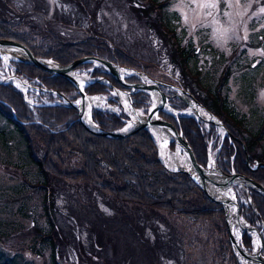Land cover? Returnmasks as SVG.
I'll return each instance as SVG.
<instances>
[{
	"label": "rangeland",
	"instance_id": "374dc122",
	"mask_svg": "<svg viewBox=\"0 0 264 264\" xmlns=\"http://www.w3.org/2000/svg\"><path fill=\"white\" fill-rule=\"evenodd\" d=\"M95 1L48 0L42 4L41 0H7V5L11 11H19L21 8L31 12L32 19L42 29H50L67 40L76 41L83 38L84 33L70 32L68 26L56 16L61 13L75 23L79 14L82 15L81 6L93 12L97 9ZM116 1L114 0V4H118ZM158 1L169 2L162 14L165 16L164 21L169 23L170 29L175 31L174 35L181 40L182 45L187 49L191 46L196 53V57L191 59L190 68L194 76L198 74L200 81L195 82L188 76L193 86H189L191 89L188 91L207 101V89L204 86L214 92L221 79L228 76L220 95L228 100L230 108L237 113L236 120H243L235 123L234 131L236 138L239 136L246 146L247 153L242 148L245 156L248 154L250 157L246 144L252 143L259 135L264 121V0ZM147 2L153 1L139 0L137 5L140 3L144 6L142 3ZM41 7L45 9L47 19L42 15L38 18L35 16L40 15L37 8ZM107 7L109 10L105 11L106 20L100 16L102 11L98 13L100 18L97 20L103 24L102 33L118 45L123 43L120 46L137 58L133 57V60L138 70L144 72L146 67L150 77L176 85L180 71L168 59L172 50L167 47L164 36L154 30L148 31V27L139 21L138 13L127 10L124 12L127 15L124 16L116 6L109 4ZM152 11V18H156V9ZM86 25L83 23L84 27ZM162 30L168 38L165 30ZM6 58L7 56H0V76L12 75L14 72L17 74L16 66L13 65L15 61L10 60L11 65H8ZM225 70H229L228 73ZM76 74L90 76L88 72L79 70ZM15 88L24 95V89ZM164 92L168 94L166 89ZM31 93L38 95L28 92L26 103L30 106L37 101ZM91 97V100L101 98L105 101L100 108L103 112H126L123 106L126 102L115 101L114 97H117L112 90L110 94ZM177 99L180 100L176 98L175 101ZM170 101L172 100L169 99L171 105ZM47 102L51 101L48 99ZM187 111L190 112L189 109L184 110ZM179 116L193 118L195 114L191 116L186 113L176 117ZM199 123H202L203 133L211 132V125ZM17 134L14 127L0 117V253L5 256L6 261L15 258L12 261L15 264H227L229 254L221 251L223 239L226 245L225 234L223 238V234L211 221L196 223L195 219L188 216L137 209L113 201L107 193H100L91 185L83 183L51 178L50 187L43 192L39 188H44V185L38 183L37 171L29 164L25 147L21 145V137ZM152 135L160 152V161L166 166L160 150L161 140L154 133ZM211 135L216 137L221 134L216 129L215 133L207 135L210 137L208 142L213 140ZM237 139L238 141L229 140L240 147V139ZM40 149L38 144L34 146L39 157L42 155ZM255 149L251 152L264 151V136L260 146ZM171 152L174 154L173 149ZM234 191L240 200L243 219L249 223L254 220L255 225H259L258 220L251 215L253 210L249 195L252 193L243 190L240 192L237 187ZM46 196L50 199L52 197L55 207L52 221L48 216L52 212H46L49 207L44 202ZM253 197L256 208L263 209L261 197ZM261 213L264 216L263 210ZM50 222H53L55 231L50 228ZM260 227L264 237L262 222ZM52 231L57 249L55 259L47 241ZM239 234L244 237L242 233ZM249 238L251 244L249 249L246 246V250L251 253L255 248L253 238ZM99 240L103 241L104 249L96 245ZM96 249L101 251L102 257L95 255Z\"/></svg>",
	"mask_w": 264,
	"mask_h": 264
},
{
	"label": "trees",
	"instance_id": "16d2710c",
	"mask_svg": "<svg viewBox=\"0 0 264 264\" xmlns=\"http://www.w3.org/2000/svg\"><path fill=\"white\" fill-rule=\"evenodd\" d=\"M47 1L41 0V3ZM96 1L97 9L93 12L89 8L86 7V9L81 6L82 15L79 14V17L74 21L75 23L70 21V17H63L61 13L56 16L57 19L68 26L70 32H75V34L84 33L83 38L71 41L55 31L45 30L36 25L31 12L21 8L19 11H11L7 5V0H0V39L20 42L29 47L36 57L52 59L61 65H68L83 57L97 56L120 66L138 70L133 60L134 56L120 46L123 43L121 42L118 45L102 33L101 26L103 24L97 19L101 16L102 19L106 20L105 11H108L107 6L112 4L119 8L124 16L127 15L124 13L127 10L138 13L139 21L143 22V26L148 27V31L154 30L159 35L164 36L167 47L172 50L171 57H168V59L180 71L179 82L177 81L176 85L188 91L193 87L188 76L192 77L195 82L200 81L198 74L194 76L190 68L191 59L196 57V53L191 46H188L187 49L182 45L181 40L175 37V31L170 29L167 21H164L165 16H162L169 6V2L161 3V1L152 0L153 2L142 3L145 4L143 6L140 3L137 5L139 0H117L118 4H114V0ZM154 9L157 12L156 18L154 16L152 18V10ZM37 10L40 13L39 16L35 14L37 18L41 15L46 18V15H44L45 9L43 10L41 7ZM100 11H102V14L98 16ZM83 23L87 24V29L83 26ZM162 29L168 34V38ZM13 65L16 66L17 74L31 83H39L48 89L63 93L73 102L79 100L78 92L66 79L20 62H13ZM144 69L142 68L147 73V68L144 67ZM77 70L88 72L94 78L110 79L115 87L123 89L114 82L103 67L88 64L79 66ZM225 71L228 73L229 70ZM226 78L228 76L221 79L220 85L214 92L204 86L207 89V101L190 92L222 121L232 135L236 137L235 123L243 120H236L237 113L230 108L228 100L220 95L221 87L225 85ZM128 81L138 82L139 78L136 76L129 77ZM111 90L107 85L100 83H94L85 88L86 93L90 96L110 94ZM171 91L175 94L173 90ZM166 92L170 91L166 90ZM46 97L52 103L58 102V99L53 95H46ZM132 99L137 110L144 114L149 112L151 98L146 92H137ZM175 99L170 101L172 108L178 109V111L187 109V105L182 100L177 99L175 101ZM114 100L117 101L115 97ZM220 114L227 117H222ZM161 116L181 130L202 166H207L208 149L211 148L216 165L224 172L231 173L233 169L238 172L237 159L241 157L240 170L243 171L242 173H248L257 180H263L264 170L254 175L248 171L245 164L246 156L237 143L233 144L228 137L221 141L220 135L216 137L211 135L213 140L208 142L209 136L207 135L216 132L214 126L211 125V132L207 134L202 132V123L197 122L194 118L179 116L176 119L172 115L164 113ZM0 117L12 125L16 134L18 133L21 137L20 142L25 147L26 158L37 171L36 179L38 183L44 185V188H39L43 192L50 187L51 178L83 183L91 185L100 193H107L113 201L128 204L137 209L152 212L163 211L176 216H188V218L195 219L196 223L211 221L223 234V238L225 234L226 245H224L223 239L221 251L224 254H229L227 264H239L232 249L221 205L212 203L187 175L171 173L164 168L159 158L158 147L150 131L144 130L122 140H110L92 135L79 122V115L76 110L60 106L31 107L26 103L23 93L13 85H0ZM127 119L129 118L124 113L116 115L112 112L93 111L94 122L106 131L124 129ZM208 143L211 144V147L208 146ZM36 144L41 148V157L34 150ZM246 145L249 153H251L250 144L247 143ZM171 147L174 150L175 146L172 145ZM238 147L240 150H238ZM33 183L36 182L33 180ZM36 185L34 184V186ZM259 197L264 202V198L258 195ZM51 200L52 197L51 199L47 196L44 198V202L46 201L49 206L46 212H52L48 213L50 217L48 218L52 221L55 207L53 200ZM258 209L260 213L261 210L264 213V206L263 209ZM251 215L256 220L261 218L264 224L262 213L259 218L253 214ZM241 216L244 218L242 214ZM246 222L250 225L255 224L254 220H251L250 223ZM50 228L55 231L53 222H50ZM243 236V244L245 248L247 246V249H249L251 244L249 235L246 233ZM48 237L47 241L51 245L52 257L55 259L57 249L53 239V231L52 235L49 234ZM96 245L102 249L105 248L102 240L97 241ZM94 253L96 256L102 257L100 250L96 249ZM14 260L15 258L10 260L11 262L6 261L5 256L0 253V264H15V262H12Z\"/></svg>",
	"mask_w": 264,
	"mask_h": 264
},
{
	"label": "water",
	"instance_id": "95a60500",
	"mask_svg": "<svg viewBox=\"0 0 264 264\" xmlns=\"http://www.w3.org/2000/svg\"><path fill=\"white\" fill-rule=\"evenodd\" d=\"M0 50H10L11 52L17 53L18 57L15 60H17L18 62L33 66L43 72L66 79L76 89L80 98L78 101L73 102L63 93L48 89L44 85H32L19 75H12L0 80V85L14 84L19 87L26 88L25 90L27 91L41 92L57 97L58 102L50 103L47 106H60L76 110L79 115V122L90 134L104 137L110 140H122L144 130H148L151 132L152 129H156L163 135H165V137L167 138L166 142L169 145V151H171V146L174 145V152L180 154L185 158L188 168L171 170L167 168L161 161L164 168L171 173L187 175L191 179V181L203 191V193L212 203L221 205L225 214L226 226L232 249L238 259L242 257L248 261H254L260 264H264V257L262 256V250L264 249V238L258 229L249 225L241 216L240 205L233 185L242 183L241 185H244V187L247 189V192L257 191L263 197L264 187L248 176L238 174L235 171L226 173L218 168L212 157L210 148L208 149V164L206 167L202 166L198 162L191 145L184 137L181 130L175 124L161 116L162 113L170 114L174 117L179 114H186V112L184 111L179 112L171 107L169 103L170 97L163 91V89H172L176 91L175 97L179 98L187 105V110L189 108V110L194 111L195 117L193 118H195L196 121L208 123L209 125L214 126L219 131H223L224 133H226V136L229 139L238 141V139L232 135L226 125L206 107H204L190 92L178 85L154 79L145 72L120 66L110 60H106L97 56H87L80 58L68 65H61L53 61L52 59L38 58L26 45L8 39H0ZM88 64L94 65L95 67H103L111 76V78L120 87L123 88L119 89L110 82V87L113 93L116 94L119 100H125V102L127 103V106H124L126 110L125 113L130 119L128 120L127 125L124 129L118 131H106L94 122L93 110L98 108L92 106V97L86 93L85 87H82L76 80V69L81 65ZM133 76L141 78L142 81L135 83L127 81V77ZM92 83H94V81H92L90 84ZM137 92H146L151 98V107L147 114H144L141 111L137 110L134 106L132 98ZM167 107L170 108L173 113L167 112ZM202 111H204V113H202ZM242 145L244 147L245 153H247L245 144L242 143ZM249 159V155L246 154V162L248 168L251 171H256V169L251 168ZM259 167L264 168V163H259L258 168ZM213 188L220 189L224 195H228V193L225 192V189H231L232 193L230 196L218 198L217 196H214L210 191ZM228 204L234 205V214L236 219H238L239 222L243 220L247 224V227L244 228V231L248 233H256V235L259 237V248L257 253H249L245 251L241 247L236 235L232 232L228 217Z\"/></svg>",
	"mask_w": 264,
	"mask_h": 264
},
{
	"label": "bare ground",
	"instance_id": "6f19581e",
	"mask_svg": "<svg viewBox=\"0 0 264 264\" xmlns=\"http://www.w3.org/2000/svg\"><path fill=\"white\" fill-rule=\"evenodd\" d=\"M0 55H4V56H7V58L5 59L6 61V63L8 64V65H11V63H10V60H13V61H15V62H18L17 60H15L17 57H18V54L17 53H14V52H11L10 50H0ZM14 72V71H13ZM12 75H14V74H12ZM12 75H5L4 77H3V79L4 78H6V77H9V76H12ZM88 76V75H87ZM86 75H84V76H78V75H76V80L78 81V83L82 86V87H86V86H88L90 83H91V81H94V83H100V84H104V85H107L108 87H110V82L111 83H113L110 79H107V78H91L90 76H88L87 77ZM110 76V75H109ZM111 77V76H110ZM102 79H105V80H102ZM115 82V81H114ZM133 83H135V82H133ZM8 85H12V84H8ZM19 88H21V89H26V88H22V87H19ZM28 92L30 93V91H27V90H25V93H24V99H25V101H28L27 100V97H28ZM46 95H51V94H45V93H41V92H39L38 93V95H35V96H33V97H35V99H37V101H35V103H32L31 104V106H34V105H36V103H38V102H40L41 101V99H44V100H48L47 99V97H46ZM125 99V98H124ZM105 101L103 100V99H101V98H94V99H92L91 100V104H92V106L93 107H96V108H102L103 106H104V103ZM124 102H125V100H124ZM124 106H127V103H124ZM187 110V109H186ZM166 111L167 112H170V113H173L172 111H171V109L170 108H168L167 107V109H166ZM179 112H183V111H179ZM187 114H189V115H191V116H193V114H195L194 113V111H191L190 110V112L188 111V112H186ZM203 113V112H202ZM184 115V114H183ZM176 119H178V117H175ZM151 132L152 133H154L155 134V136H158L159 138H160V140H161V146H160V150H161V154H162V157H163V159H164V161H165V163H166V166L169 168V169H171V170H177V169H180V168H184V169H187L188 168V165H187V161L185 160V158L184 157H182L180 154H178V153H175L174 152V154L171 152V151H169V145H168V143L166 142V140H167V138L165 137V135H163L161 132H159L158 130H156V129H152L151 130ZM220 132V136L224 139V138H226L227 136V134L226 133H224L223 131H219ZM155 140V139H154ZM155 143H156V141H155ZM156 146H157V143H156ZM158 147V146H157ZM182 158H181V157ZM249 162H250V159H249ZM245 164H246V166L248 167V165H247V162H246V160H245ZM250 166H251V168L252 169H254L253 167H252V165L250 164ZM218 167V166H217ZM219 168V167H218ZM248 169V171L249 172H255V171H251L249 168H247ZM222 170V169H221ZM233 171H235V170H233ZM236 172V171H235ZM237 173V172H236ZM242 175H244V174H242ZM246 176V175H245ZM249 177V176H248ZM251 178V177H250ZM242 184V183H241ZM241 184H235V185H233V188H234V190H235V188H236V186H241L242 187V189L245 191V192H247V189L244 187V185H241ZM211 192H212V194L214 195V196H217L218 198H222V197H227V196H230L231 195V193H232V191H231V189H225V192H227L228 193V195H224L222 192H221V190L220 189H218V188H213L212 190H210ZM249 192V191H248ZM227 209H228V217H229V221H230V226H231V230H232V232L236 235V237H237V239H238V241H239V243H240V245H241V247L245 250V251H247V252H249L248 250H246V248H245V246H244V244H243V237H241L240 236V234L239 233H242V235L244 234V228H246L247 227V224L242 220L241 222H239L238 221V219H236V217H235V208H234V205L233 204H228L227 205ZM225 215V214H224ZM248 233V232H247ZM250 236L249 237H252L253 238V245H254V248H255V250L253 251L254 253H257V251H258V248H259V237L256 235V233H252V232H250V233H248ZM264 238V237H263ZM263 252H264V249L262 250V256L264 257V255H263ZM250 253V252H249ZM252 253V252H251ZM237 257V256H236ZM238 259V258H237ZM238 261L241 263V264H260V263H258V262H254V261H248V260H246V259H244V258H242V257H240V259H238Z\"/></svg>",
	"mask_w": 264,
	"mask_h": 264
},
{
	"label": "flooded vegetation",
	"instance_id": "af4514ba",
	"mask_svg": "<svg viewBox=\"0 0 264 264\" xmlns=\"http://www.w3.org/2000/svg\"><path fill=\"white\" fill-rule=\"evenodd\" d=\"M142 80L141 79H139V82H141ZM166 90H169L170 92H168V96L170 97V100H173L174 98H175V95L172 93V89H166ZM189 92V91H188ZM192 94V93H191ZM193 95V94H192ZM195 97V96H194ZM196 98V97H195ZM197 99V98H196ZM202 103V102H201ZM189 109V108H188ZM176 110V109H175ZM164 114H166V113H164ZM168 115H170V114H168ZM173 116V115H172ZM174 117V116H173ZM263 117H264V111H263ZM263 136H264V121H263V124H262V127H261V130H260V132H259V135L254 139V141H252V143H250V147L252 148V150L251 151H253V150H256L255 148H257L258 146H260V141L263 139ZM237 138H239L240 139V141H239V144H240V147L241 148H243V145H242V139L238 136ZM259 144V145H258ZM253 147H254V149H253ZM262 152H264V151H262ZM262 152H260L259 150H258V152H255V153H252L251 152V155H250V164L252 165V167L254 168V169H256V171L255 172H250L252 175H254V174H256L257 172H259V171H261V170H264V168L263 167H259L258 168V164L259 163H264V153H262ZM241 162H242V159H241V157H238V159H237V166H238V174H244V175H246V176H249V177H251L248 173H242L241 172V168H240V164H241ZM248 168V167H247ZM254 181H256V182H258L259 184H261L263 187H264V180H257L256 178L254 179L253 177H251ZM237 187V189H238V191H240L241 192V190H243L242 189V187L241 186H236ZM244 191V190H243ZM251 193H252V195L250 196L249 195V203H250V207L252 208V210L253 211H251V214H253L254 216H257L258 218L259 217H261V213H260V211H259V209H257L256 208V205H255V203L252 201V200H254V198L255 197H253V196H258V195H260L257 191H250ZM250 193V194H251ZM237 194V193H236ZM260 196H262V195H260ZM263 197V196H262ZM264 198V197H263ZM237 199H238V197H237ZM238 202H239V205H240V200H238ZM240 207H241V205H240ZM241 211V210H240ZM258 222H259V225H251L252 227H255L256 229H258L259 231L260 230H262V229H260V228H262V227H260V224H261V222H262V220H261V218L260 219H258ZM250 225V224H249ZM262 225H263V227H264V224L262 223ZM261 232V231H260ZM261 234H262V232H261ZM263 236V235H262ZM263 255H264V252H263Z\"/></svg>",
	"mask_w": 264,
	"mask_h": 264
},
{
	"label": "built area",
	"instance_id": "2783aa9c",
	"mask_svg": "<svg viewBox=\"0 0 264 264\" xmlns=\"http://www.w3.org/2000/svg\"><path fill=\"white\" fill-rule=\"evenodd\" d=\"M3 77H4L3 75L0 76V78H3ZM45 103H47L46 100L41 99V101L38 102V103H36V105H38V104H45Z\"/></svg>",
	"mask_w": 264,
	"mask_h": 264
}]
</instances>
